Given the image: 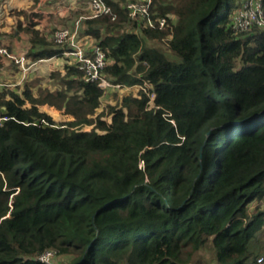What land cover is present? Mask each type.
<instances>
[{
	"label": "trees",
	"instance_id": "obj_1",
	"mask_svg": "<svg viewBox=\"0 0 264 264\" xmlns=\"http://www.w3.org/2000/svg\"><path fill=\"white\" fill-rule=\"evenodd\" d=\"M103 1L83 24L108 89L13 15L30 45H5L25 75L0 54V264H264V28L235 27L243 0H152L153 26Z\"/></svg>",
	"mask_w": 264,
	"mask_h": 264
},
{
	"label": "built area",
	"instance_id": "obj_2",
	"mask_svg": "<svg viewBox=\"0 0 264 264\" xmlns=\"http://www.w3.org/2000/svg\"><path fill=\"white\" fill-rule=\"evenodd\" d=\"M85 3L89 9V15L80 16L68 26L57 25L50 32L49 40L65 48L62 53L63 56L82 69L84 81L95 82L103 89L119 87V84H113L103 74V69L106 65L104 51L94 38L84 34L85 26L83 20L87 17L109 14V6L103 0H85ZM151 3L152 0H126L124 7L127 17L134 21L143 20L145 25L153 26L154 21L148 17ZM111 19H114V15L111 16ZM231 19L238 29H247L254 24L259 28H264V11L261 0H243L240 7L234 10ZM155 21L158 22L159 28L164 27V18H158ZM0 54L14 59L16 63L22 66L24 71H27V67L24 66V57H15L2 47H0ZM152 96L150 93L149 98L151 99ZM6 119H8L7 116L0 115V125ZM54 258L55 252L47 250L38 259L43 263L55 264ZM258 260L261 261L262 257Z\"/></svg>",
	"mask_w": 264,
	"mask_h": 264
},
{
	"label": "crops",
	"instance_id": "obj_3",
	"mask_svg": "<svg viewBox=\"0 0 264 264\" xmlns=\"http://www.w3.org/2000/svg\"><path fill=\"white\" fill-rule=\"evenodd\" d=\"M43 1V2H42ZM35 0V7L34 4H32V7L30 8H26V7H21V9L18 10H25L27 11V14H29V12L31 13L32 10H34V13L37 15H30L32 17H30L32 19L31 23L35 24V28L39 29V34L42 35L43 33H46V28L47 26L45 25V23H47L46 21L52 19L53 17L57 16V12L59 11L58 9L54 8L53 6H56L55 4L58 3V0ZM12 6L10 4V0H0V34H2L0 36V47L5 48V45H9L12 47V49H19L22 46H28L30 45L28 43L29 40V36L26 34L22 33L21 38H23V40L17 37H10L9 34L11 32V23L9 21L6 20L7 18V12H5L8 8L14 9L15 7H17L18 5L21 4L20 0H12L11 1ZM14 5V6H13ZM31 9V10H30ZM17 9L13 10L16 11ZM17 11V12H20ZM16 12H14L13 14H15ZM86 15V11L85 9L83 10V14H79V16L77 18H79L80 16H84ZM53 16V17H50ZM50 17V18H49ZM77 18H74L72 20H70L69 22H63L61 23V25H70L74 20H76ZM55 20V18H53ZM13 21V20H12ZM58 22H51L52 26H49V31L51 32L56 26H57ZM50 24V23H48ZM59 25V24H58ZM47 34V39H48V35ZM3 41V42H2ZM26 71H24V75H25ZM25 77V76H24ZM24 77H22V79H24Z\"/></svg>",
	"mask_w": 264,
	"mask_h": 264
},
{
	"label": "rangeland",
	"instance_id": "obj_4",
	"mask_svg": "<svg viewBox=\"0 0 264 264\" xmlns=\"http://www.w3.org/2000/svg\"><path fill=\"white\" fill-rule=\"evenodd\" d=\"M11 1L12 0H10V4L12 6ZM20 1H21V4L20 5H18L17 7H15L14 9H11V10L8 8L5 11V12H7V15H6L7 18H6V20L9 21L10 23L14 19V17H13L14 14L13 13L14 12H17V11H20L18 9H21V7L30 8V7H32V4H34V7H35V3H36L35 0H20ZM58 1H59V4L56 3L55 4L56 6H53L54 8H56V9L59 10L57 12V16L56 17L50 16V17L55 18V20L52 18L49 21L47 20L46 21L47 23H45V25L47 26V28L45 30L46 31V35L49 34L48 33L49 28H50L49 26H52V24H51L52 20H53V22H58L57 25L58 24L60 25L63 22H69L70 20H72L74 18H77L79 15H75V13H79L81 15V14H83V13H81V11L84 10V9H86V3L85 2L83 3L81 0H58ZM15 9H17V10L13 12V10H15ZM70 9H75V10L74 11H70ZM88 11H89V9H88ZM48 23H50V24H48ZM49 39L50 38H49V35H48V40ZM150 44H153V42L151 41ZM50 69L56 70V71L59 70V63H55V64L53 63V64H51L50 65ZM43 72L45 73L46 72V69H43ZM50 83H53V81L52 82L50 81ZM41 84L42 85H46L44 81ZM52 87H53V84H52ZM124 89H126V88H124ZM103 103L105 104L106 102H103ZM50 110H53V109H50ZM253 207L254 206L251 205L250 211H253L252 210ZM259 208L264 209V201L261 204H259ZM262 239L264 240V234L262 235ZM263 250H264V241H263ZM203 253L209 257V254L205 250L203 252H201V254H203ZM54 262H55V264H58L57 257L54 258Z\"/></svg>",
	"mask_w": 264,
	"mask_h": 264
}]
</instances>
